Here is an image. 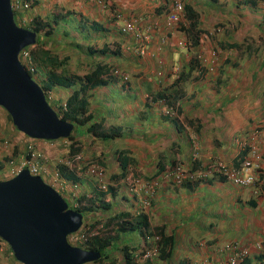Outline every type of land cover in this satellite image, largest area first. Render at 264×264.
<instances>
[{
  "label": "crops",
  "instance_id": "crops-1",
  "mask_svg": "<svg viewBox=\"0 0 264 264\" xmlns=\"http://www.w3.org/2000/svg\"><path fill=\"white\" fill-rule=\"evenodd\" d=\"M61 1L66 11L79 14L80 22L91 18L103 21L106 32L85 25L93 41L117 37L114 25L108 23V17L114 14L107 5L106 9L101 7L98 0ZM109 1L114 12L123 13L127 21L134 22L136 31L147 37L146 54H139L143 44L128 35L119 39L125 46L122 55L104 59L128 72L129 83L92 90L90 110L104 128L122 127L119 137L123 142L115 148L108 143L94 144L88 154L98 155L100 150L109 176L122 171L118 157L124 154L137 171L133 173L142 177L133 189L143 194L142 182L155 185L147 212L149 230L156 232L165 227L174 236L175 249L170 259L154 258L146 264H222L221 247L230 240L249 247L250 254L243 264H264L262 254L254 249L256 241L264 240V194L255 197L251 187H240L219 177L203 180L187 190L163 176L164 169L177 160L190 168L189 132L199 137V165L216 159L236 166L235 159L243 152L237 139L264 126V0H187L198 12L202 29L196 47L201 72L196 71L195 77L183 84L185 91L178 101L180 132L164 119L165 103H152L150 96L160 86L171 83L177 69L187 70L193 50L189 52L184 46L186 31L167 25L168 0ZM71 17L67 15L65 20ZM83 42L91 43L87 39ZM54 91L56 100L71 92L59 87ZM258 133L251 144L262 154L264 169V127ZM193 168L198 170L200 166ZM85 182L92 184L90 180ZM124 204L120 203L117 210H133Z\"/></svg>",
  "mask_w": 264,
  "mask_h": 264
},
{
  "label": "trees",
  "instance_id": "trees-1",
  "mask_svg": "<svg viewBox=\"0 0 264 264\" xmlns=\"http://www.w3.org/2000/svg\"><path fill=\"white\" fill-rule=\"evenodd\" d=\"M32 1V0H31ZM172 0H168L170 4ZM216 1V0H213ZM33 5L35 7H39L41 4L40 0H33ZM105 7L108 10H112L111 12L114 14L111 17H108V23L114 25V30H119L122 35H131L130 32H123L121 27L130 20H126L123 17V13L114 12V8L112 4L104 0ZM107 5V6H106ZM171 5H169L168 10ZM104 7V8H105ZM184 10L185 16L187 20V24L183 26L180 22L177 23V27L184 29L187 35L188 45L187 48L190 52L191 50V57L189 59L187 70H181L178 72V69L175 71L176 77L174 80L165 86H160L154 92H151L150 101L152 103H165L164 112L162 113L165 120L169 123L174 125V128L177 132H180L182 129V125L180 123L179 118L176 115H173L170 111V107H172L175 103H178L181 95L184 93L183 84L189 80H191L196 71L201 72V65L200 60L198 59V52L196 47L199 45L200 34L202 29L199 27V14L198 12L187 2L184 3ZM73 15L72 22L74 24L79 25L80 29V39L76 36V32L73 36V32H66L63 29V22L65 21V16ZM77 12L75 10L69 9L66 11L64 8L61 7L60 12H56L52 14L51 12H45V14H36L33 19L29 22L26 26L37 33V41L36 44L33 46L34 55L36 63L39 67L40 72L44 74V80L41 82V87L46 93L47 100L49 104L52 106L53 109H56L59 116L63 120L70 121L74 124L73 132L69 136L70 147L69 151L71 153H77L81 149L79 135L83 132L87 135L89 140L91 141H100V143H108L110 140L118 138L123 132L122 127L115 126L111 129L104 130L103 129V122L97 118V116L93 113L94 111L90 110V100L91 97L90 92L98 87H103L110 85L112 83L121 82L122 85L129 83V74L122 76H107V73L110 71L111 67H114L110 62L105 61L104 59L107 56H115L119 57L122 55V51H124L125 46H122L123 40H119L122 38L116 37L115 39L110 38H102L101 41H93L90 38V28L97 31V32H106L108 29L103 25V21L95 18H91L90 21L86 22L85 19L78 21ZM14 17L18 25H21L18 22V18L20 15L17 11L14 12ZM74 17H76L74 19ZM90 26V28H85V25ZM76 27V26H74ZM86 29L88 31H85ZM71 35L73 38L70 37V47L67 46L68 39L67 36ZM61 36L63 38H61ZM136 36H134V39ZM89 40L91 43H84L83 41ZM63 44L67 51V55L70 53H76V55L81 54L85 56V61L80 62L77 60L76 62H72V57L67 55H61L59 51L51 49L52 45ZM66 44V45H65ZM84 46V48L81 47ZM135 45V44H134ZM73 49H72V48ZM29 48V47H27ZM134 51L135 48H133ZM141 55V54H140ZM74 63V64H73ZM126 78V79H125ZM59 87L61 89H69L71 92L67 95V97H60L56 98L48 97V91L51 89ZM179 104V103H178ZM176 112H180V106L176 108ZM10 120V116H8ZM11 121V120H10ZM3 141V135L0 136V142ZM247 151L241 152L235 159L238 163L245 155ZM26 157L29 158L30 155L26 154ZM127 156L124 154H119L120 159V166L121 169H126L130 161ZM60 175L72 181H77L78 178L72 172H70L66 166L59 165ZM160 172V171H159ZM122 174V173H121ZM121 174L118 176L117 174L111 175V180L115 181L121 177ZM124 176V173L122 174ZM214 177H217L214 175ZM219 178L225 180L223 176H219ZM170 182H173L177 185H181L182 188H186L190 190L193 185L198 184L201 180L190 181L189 179L182 180L181 182H177L174 176L171 174L166 176ZM116 188L112 185H107L105 191L96 192L94 198H90L89 204L83 208L82 211H91L94 208H100L104 210L111 209L112 203L110 200H106V195L110 194L112 196L116 195ZM249 202H253L251 199ZM98 203L100 206H97ZM85 214H83L85 220ZM111 217V216H110ZM114 217H118L121 219V222L114 227L116 231V235L106 236V237H98L94 236L91 238V243L86 247L90 250H98L101 252V257L94 261L93 264H116V260L112 258L107 252L106 248L111 244L112 238L114 236L117 237V232H124L130 230H137L140 233H144L148 228V219L146 214H139L136 216H130L127 212H120L113 215L110 218V221L114 219ZM159 234L161 235L160 240V250L158 258L160 260H168L173 256L174 249H175V240L172 234H169L165 227H161L159 229ZM7 251L9 256L6 255L3 261H10L9 264H21L15 260L12 255V251L10 247L7 245ZM124 252V264H134V256H133V249H131L127 244L122 246ZM5 254V253H4ZM249 255L245 256L244 259L241 261L240 264H243ZM264 259V253L262 254ZM8 258V259H7Z\"/></svg>",
  "mask_w": 264,
  "mask_h": 264
},
{
  "label": "water",
  "instance_id": "water-1",
  "mask_svg": "<svg viewBox=\"0 0 264 264\" xmlns=\"http://www.w3.org/2000/svg\"><path fill=\"white\" fill-rule=\"evenodd\" d=\"M37 33L19 26L11 0H0V107L14 126L35 139L68 137L74 124L61 119L41 86L18 59L20 50L36 43ZM83 222L81 212L41 176L27 168L0 180V238L22 264H85L99 251L71 245L67 235Z\"/></svg>",
  "mask_w": 264,
  "mask_h": 264
},
{
  "label": "clouds",
  "instance_id": "clouds-1",
  "mask_svg": "<svg viewBox=\"0 0 264 264\" xmlns=\"http://www.w3.org/2000/svg\"><path fill=\"white\" fill-rule=\"evenodd\" d=\"M15 1L16 0H11V6H12V9H13V13L15 12V11H17L18 12V14L20 15V18H18V22L21 24V25H19V26H21V27H24V28H28V27H26L28 24H29V22L33 19V17L36 15V13L35 12H33V13H31L30 12V10L29 9H31V8H33V7H35L36 5L34 4L33 5V3H32V1L31 0H20V1H25V2H27V4H28V7H26V8H20V9H17V8H15V6H14V3H15ZM185 2H187V0H185ZM100 3V2H99ZM100 5H101V3H100ZM170 5V4H169ZM39 9V7L37 6L36 7V10H38ZM169 11H170V8H169V10L167 11L168 13H169ZM184 12V16H183V19L182 20H179L178 22H180L181 24H183V26H185V24H187V20H186V16H185V10H183ZM168 13H167V16H168ZM167 16H166V23H167ZM14 19H15V17H14ZM16 21V20H15ZM177 22V23H178ZM17 23V22H16ZM131 23L133 24V26H134V22L133 21H131ZM177 23H175V24H173L172 26H170V27H174V26H176V28H177ZM169 26V25H168ZM182 26V27H183ZM181 27V28H182ZM28 29H30V28H28ZM30 30H32V29H30ZM34 31V30H33ZM131 33V35H134V36H136V38H135V40H136V42H139V43H142L143 45L140 47V49H139V54H141V55H143V54H146L145 53V43H146V40H147V37H144V36H141L137 31H136V28H135V26H134V29H133V31L132 32H130ZM38 37V36H37ZM37 41V40H36ZM36 44V43H35ZM35 44H33V45H29V46H27V47H29V48H27V47H25V48H23L22 50H20V52H19V55H18V59H19V61L21 62V64L23 65V67L27 70V72L30 74V76L41 86V82L44 80V74L43 73H41L40 72V70L41 69H39V67H38V65H37V63H36V60H35V55H34V52H33V50H34V48H33V46L35 45ZM188 45V41H187V39H186V41L184 42V46H187ZM197 49V48H196ZM28 52V56H29V60H30V63H31V67H29V66H27L26 65V63H25V61H24V59H23V52ZM198 59H200V55L198 54ZM128 74V72H126V71H123V70H121L120 68H118L117 66L116 67H111V69H110V71L107 73V76H124V75H127ZM126 79V78H125ZM42 88V87H41ZM43 89V88H42ZM55 90V88H53V89H51L50 91H48L47 93H48V97L49 98H52V97H56V91H54ZM44 91V90H43ZM44 94H45V97H46V93H45V91H44ZM46 99H47V97H46ZM178 103H175L172 107H170V111L172 112V114L173 115H176L177 117H178V114L179 113H177L176 112V108L178 107ZM0 108H2V107H0ZM4 111H6L4 108H2ZM56 112H57V110L56 109H54ZM7 112V111H6ZM164 113H166V112H164ZM57 114H58V112H57ZM7 116H10L8 113H7ZM58 116H59V114H58ZM60 117V116H59ZM61 118V117H60ZM62 119V118H61ZM10 120H11V123H12V126H13V128H14V130L17 132V133H19V134H17V138H19V137H23V138H25V139H32L33 140V142L35 143V147L38 149V150H40V151H42V152H44V154L47 156V159H48V161L46 162V164H48V165H50V167H51V169L53 170V171H55L57 174H58V176H59V178L61 179V180H65V181H67L68 183H72V184H74V183H78V188H79V190H78V201L79 202H84L85 204L81 207V208H79V207H74L73 206V201L71 200V195H72V193H69L67 190H63V189H61L59 186H58V184H52L49 180H48V178H46L45 177V179L42 177L43 175H41V174H32L30 171V173L32 174V175H39V176H41V178L46 182V183H48L49 185H51L53 188H55L63 197H64V199L66 200V202L68 203V207L69 208H71V209H73V210H76V211H79V212H81V214L83 215V214H85L84 216H85V220H84V217H83V222H82V224H81V226L78 228V230H80L82 227H83V225L88 221V224L92 227V228H100V227H98L100 224H103L102 226H104V229H98V234H96V235H94V236H98V237H106V236H112V235H116V231L114 230V227H116L117 226V224H119L120 222H121V219H119L118 217H114V219L112 220V221H110V218L113 216V215H115V214H117V213H120V212H127L130 216H136V215H139V214H141V213H143V214H146V216H147V212L150 210V208H151V193L155 190V185L152 183V182H149V181H145V182H142V184L140 185V187L142 186V191H143V194L141 193V194H139V191H138V189H133L134 187H135V181H137V180H142V177H140V176H137L136 174H134L133 172L134 171H136V170H134L133 168H132V166H131V163H129L128 164V166L126 167V169H123L122 171L120 170V172H118V173H115V174H117L118 176L122 173H124V176L121 174V177H119L118 178V180H115V181H113V180H111V175H115V174H111L110 176H109V179H110V183H108L107 185H112V182H117V183H115L114 185H115V190H116V195L115 196H112V195H110V194H107L106 195V200H110V202H111V198H112V201L114 200V201H116L118 198H117V194H118V186H121L120 188H122V194H121V196L119 197V199H120V201H121V204H124V205H126L127 207H129V208H132L133 210L132 211H130L129 209H123V210H121V211H118L117 210V207L116 206H114V207H111V209H108V210H104V209H100V208H94V210H91V211H82L83 210V208L85 207V206H87L88 204H89V200H90V198H94L95 197V195L97 194L96 192H100V191H105L106 190V188H107V185H104V181L102 180V181H100L99 180V178L96 176V175H94V174H92V173H90L87 169H88V165L89 164H91V163H98L102 168H103V172H104V176L107 174V172H105V167H104V165L101 163V161L100 160H94V161H91V160H93L94 158H95V156L96 155H94V156H92V157H90V156H86L85 154H83V152H82V150L80 149V151L79 152H77V153H71L70 151H69V147H70V141H69V136L68 137H66V138H59V139H51V140H47V139H35V138H31V137H29V136H27L26 134H24L23 132H21V131H19L15 126H14V124H13V122H12V119H11V117H10ZM103 124V123H102ZM103 127V126H102ZM264 126L262 125V127L261 128H253L251 131H250V133L248 132V136H246V137H242V138H238L237 139V143L239 142V148H242L243 149V151H247V153H249L250 154V156H244L240 161H238V164L235 166V165H233V164H231V163H227V162H224V161H221V160H212V161H208L204 166L203 165H199L198 164V157H199V151H200V143H199V137L197 136V134L195 133V132H193V133H191V132H189V140H190V142H191V149H190V162H189V164H190V168H188V167H186L182 162H180L179 160H177V161H174V162H172V164L171 165H169V167H167L166 169H164V173H163V176L164 177H166L165 176V172L168 170H172V168L174 167V166H176V165H179L186 173H188V172H191V173H199L200 171L202 172V171H204V170H206L207 169V166H208V164L209 163H211V162H221V163H223V164H225L226 166H228V167H230V168H239L240 166H241V164H242V162H243V160L245 159V158H251V148L252 147H254V145L253 144H251V142L255 139V138H257V136L259 135V130H262V128H263ZM1 129V128H0ZM74 129V128H73ZM103 129L104 130H107V128H104L103 127ZM109 130V129H108ZM22 134H21V133ZM73 132V131H72ZM71 132V133H72ZM77 133H81V132H77ZM79 135V134H78ZM17 138H15V139H17ZM195 139L197 140V142H198V152H197V154H196V156H195V158L193 159V145H194V142L193 141H195ZM113 140V139H112ZM4 141V140H3ZM2 141V142H3ZM79 141H80V138H79ZM2 142H0V143H2ZM41 142H43L42 143V145H46V146H49V147H51V148H54V147H58V146H60V145H65L66 146V149L65 150H67L68 151V154H67V157L65 158V159H62V160H58V161H56V162H54L53 161V157L51 156V155H49L48 154V152L45 150V149H43V148H39V144H41ZM50 143H53L54 145L53 146H51L50 145ZM251 144V145H250ZM257 149V148H256ZM16 152V151H15ZM15 152H14V162H16V163H19L20 162V160H21V157H19L18 156V154H17V152H16V155H15ZM25 152V151H24ZM75 154H81L82 155V157H84L85 158V162H82L81 164H79V163H74L75 165L74 166H71V165H69V164H67L68 163V161H71L72 159H73V157H74V155ZM262 155V154H261ZM26 157V152H25V156L22 158V159H24ZM102 159V158H101ZM59 165H64V166H66L67 167V169L70 171V172H72V173H74L75 175H76V177L78 178V180L77 181H72V180H67V179H65V178H63L61 175H60V170H59V168H58V166ZM196 167V168H198V166H200V168H198V170L196 169V170H194V168L193 167ZM11 167H12V165L9 163V158H8V156H6V157H4V158H2V159H0V168L2 169V170H4V169H7V171L9 172V174L8 175H6V176H4L5 178H3V179H0V180H4V179H7V178H10V177H12V176H14V175H16L17 173H14V174H12V173H10V169H11ZM24 168H26V167H24ZM24 168H22V169H24ZM21 169V170H22ZM28 169V168H27ZM29 170V169H28ZM261 171H263V169L261 170ZM137 172V171H136ZM120 173V174H119ZM214 175L215 176H217V177H219V176H223L224 178H225V180H228V181H231V180H229V178H227L223 173H220V172H213V173H211V174H208L207 176H206V178H204V179H197V180H201V181H203V180H206V179H208V178H211V177H214ZM257 176L259 177V179H261L262 178V176H263V172H257ZM92 181V184H88V183H86L85 181ZM196 180V181H197ZM232 182V181H231ZM126 185H125V184ZM233 183V182H232ZM233 184H235V183H233ZM103 185H104V187H103ZM113 186V185H112ZM124 186V187H123ZM238 186V185H237ZM256 186V187H255ZM247 187H251L252 188V194L255 196V197H259V196H261V195H263L264 194V184H262V185H258V184H255V185H250V186H247ZM261 187H262V189H261ZM119 188V189H120ZM258 188V189H257ZM254 189H257L259 192H258V194H254L253 193V190ZM88 194H90V196H88ZM128 198H131L132 200L133 199H139V200H141L139 203H135L134 201H132V202H129V200H128ZM148 200V206H145L144 205V201H147ZM117 202V201H116ZM96 205L97 206H100L98 203H96ZM111 216V217H110ZM90 221V222H89ZM149 226H148V228L146 229V231H144V233H140L139 231H137V230H130V231H124V232H137L138 234H139V238H138V241L136 242V243H133L132 244V241L130 242H128L127 243V245L131 248V249H133V256H134V264H146L148 261H150V260H153L154 258H156V259H158V260H160L159 258H158V255H159V250H160V240H161V235L159 234V232L157 231V230H155L156 232H150V230H149ZM78 230H76V231H78ZM75 231V232H76ZM75 232H72V233H70V234H73V233H75ZM122 232H120V233H118L117 232V237L116 236H114V238H112V242H111V244L106 248V252L112 257V258H114L115 260H116V264H124V252H123V249H122V246L123 245H119V246H117V241H119L120 240V234H121ZM70 234H68L67 235V241L71 244V245H73V246H77V247H80V248H83V249H87L86 247L92 242L91 241V238L92 237H94V236H92L89 240H88V242L84 245V246H80V245H76V244H73V243H71L70 241H69V236H70ZM154 236H159V239L156 241V240H154ZM0 241L1 242H3L4 244H6V245H8L7 244V242H5L2 238H0ZM264 240H261V241H256V242H263ZM231 242H236V243H238V244H240L239 242H237V241H234V240H230V241H227L226 243H224L223 244V246L221 247V251L224 253V257H223V262H222V264H224L225 263V246H226V244H228V243H231ZM255 242V243H256ZM9 246V245H8ZM246 246V245H245ZM156 247V255H152L151 254V256H149V257H145V258H143V256L147 253V251L148 252H151V251H153V249ZM248 247V246H247ZM113 248H116V249H118V250H120L121 251V254H122V258H121V262H119L118 261V259H117V257L115 256L116 255V253H113V254H111V252H112V250H113ZM254 249H255V247H254ZM87 250H90V249H87ZM95 251H98V250H95ZM255 251H257L258 253H260V254H263V252H261V251H258V250H256L255 249ZM100 252V251H99ZM100 254H101V252H100ZM249 254H250V252H249ZM12 255H13V253H12ZM102 256V255H101ZM100 256V257H101ZM14 257V256H13ZM16 260V259H15ZM17 261V260H16ZM97 261V260H96ZM17 262H19V261H17ZM94 262V261H93ZM93 262H88L89 264H93ZM19 263H21V262H19ZM22 264V263H21Z\"/></svg>",
  "mask_w": 264,
  "mask_h": 264
},
{
  "label": "built area",
  "instance_id": "built-area-1",
  "mask_svg": "<svg viewBox=\"0 0 264 264\" xmlns=\"http://www.w3.org/2000/svg\"><path fill=\"white\" fill-rule=\"evenodd\" d=\"M184 3L185 0H172L170 3V11L167 16V25L172 26L177 23L179 20L183 19L184 16ZM15 8H26L28 7L27 2L16 0L14 3ZM134 26L131 22L126 23L121 27L123 32H132ZM23 59L27 66L31 67V63L29 60L28 52H23ZM193 145V159L195 158L198 152V142L195 139ZM53 146V143H50ZM17 152L18 156L21 157L19 163L14 162V152ZM26 154H29L30 157H25ZM8 156L9 163L12 165L10 169V173L14 174L19 172L22 168L26 167L32 174H41L44 177L48 178V180L52 184H58L61 189L67 190L69 193H72L71 200L73 201L74 207L81 208L85 203L78 201V183H68L65 180H61L58 174L53 171L50 165L46 164L48 161L47 156L44 152L38 150L35 147V143L32 139H25L23 137H19L15 139L13 142H9L8 140H4L0 143V159ZM85 158L82 157L81 154H75L71 161H68L67 164L74 166V163L81 164L85 162ZM262 155L256 149V147L251 148V158H245L239 168H230L221 162H211L208 164L207 169L204 171H200L199 173H186L179 165H176L172 168V170H167L165 172V176L173 175L177 182H181L182 180L189 179L190 181H195L196 179H204L208 174L213 172L223 173L229 180H231L235 185L240 187H247L250 185H262L264 184V169L261 168ZM90 173L96 175L100 181L104 178L103 168L98 163H91L88 165L87 169ZM257 172H263V176L261 179L257 176ZM104 187V185H103ZM256 187V186H255ZM258 189V188H257ZM254 189L253 193L258 194V190ZM145 206H148V200L143 202ZM90 222V221H89ZM103 224H100L98 227L100 228H92L88 221L83 225V227L76 231L73 234H70L69 241L73 244L84 246L88 240L98 234V229H104ZM159 236H154V240H158ZM254 247L256 250L264 253V241L254 243ZM225 263L224 264H240L245 256L249 255L250 249L247 246H243L236 242H231L226 244L225 246ZM156 247L153 251L148 252L143 256L149 257L152 255H156Z\"/></svg>",
  "mask_w": 264,
  "mask_h": 264
},
{
  "label": "rangeland",
  "instance_id": "rangeland-1",
  "mask_svg": "<svg viewBox=\"0 0 264 264\" xmlns=\"http://www.w3.org/2000/svg\"><path fill=\"white\" fill-rule=\"evenodd\" d=\"M107 1H109V0H107ZM98 2H100L101 5L100 4L99 5L104 8V5H105L104 4V0H98ZM61 7H63L61 0H41V4H40L38 10H36V7H33L31 9H29V10H30L31 13L35 12L36 14H41V15L45 14L46 11L51 12L52 14H54L56 12L57 13L60 12ZM105 9H106V7H105ZM72 17H73V15H72ZM72 17L70 19H73ZM75 18L76 17H74V19ZM73 22H72V20H65L63 22V25H62L63 29L66 32H68V33L69 32L70 33L73 32V36H74V34L76 32V36L78 37V39H80L79 37L81 35L79 34L80 33L79 25L74 24ZM74 26H76V27H74ZM116 33H117L116 36H118V37H120V35L121 36H125V37L128 36V35H122L119 30H116ZM70 37H72V36L69 35V36L66 37L68 39L67 46H69V47L71 46L69 44L70 43ZM61 38H63V37L61 36ZM53 47H54V50L59 51V53L61 55H67V51L65 50L67 48H65V46L63 44L61 45V44L57 43V45H53ZM81 47L84 48L83 45H81ZM70 55L72 57V62H76L77 60H79L80 62L84 63L85 61H87V60H85V56H83L81 54L76 55V53L75 54L74 53H70L67 56H70ZM63 91L66 92V89H63ZM0 128H1L0 129V136L3 135V140H8L9 142H13L15 140V138H17L16 137L17 134H19V133H17L14 130V128L12 126V123L9 120L8 116H7V112L4 111L2 108H0ZM78 136L80 138V144H82L81 145V150H82L83 154H85L86 156H90L88 153H89V151H91V147L92 146L94 147V144H101V145L105 144V143H100V141H91V140H89L87 135L84 134L83 132H81V135H78ZM121 142H123L122 138L119 137V138L110 140L108 142V144H109V146H112L113 148H115L116 146L119 147ZM42 143L43 142H41V144H39V148L45 149L48 152V154L53 157L52 159H53L54 162H56L58 160L65 159L67 157L68 151L65 150L66 149L65 145H60L58 147L51 148L49 146L42 145ZM98 151H99V154H101L100 150H98ZM99 154L96 155L95 158L93 160H91V161L100 160L101 163L103 164L104 161L101 159V156ZM15 155H16V152H15ZM90 157H92V156H90ZM105 172H106V169H105ZM8 174H9V172L7 171V169L2 170L0 168V179L5 178L4 176H6ZM42 177L45 179L44 176H42ZM103 181H104V185H107L108 183L111 182L110 179H109V174L108 173L104 176ZM115 183H117V182H112V185L114 187H115V185H114ZM120 187L121 186H118V188H117L118 189V194H117V198L118 199L116 200L117 202L114 201V200L112 201V198H111L112 207H114V206L117 207L121 203L119 197L122 194V188H120ZM261 189H262V187H261ZM88 196H90V194H88ZM123 206L125 207V205H123ZM138 238H139V234L137 232H122L120 234V240L117 241L116 243H117V246H119V245H125L129 241L130 242L132 241V244H133V243H136L138 241ZM7 249H8L7 245L0 241V264H9L10 261H11L8 258H7L8 261H3L5 259V257H6V255L9 256V253H8ZM113 253H116L115 256L117 257L118 261L121 262V258H122L121 251L116 249V248H113L111 254H113ZM85 264H89V263H85Z\"/></svg>",
  "mask_w": 264,
  "mask_h": 264
}]
</instances>
